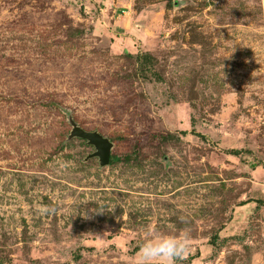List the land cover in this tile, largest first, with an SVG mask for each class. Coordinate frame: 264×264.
Listing matches in <instances>:
<instances>
[{
  "label": "rangeland",
  "instance_id": "obj_1",
  "mask_svg": "<svg viewBox=\"0 0 264 264\" xmlns=\"http://www.w3.org/2000/svg\"><path fill=\"white\" fill-rule=\"evenodd\" d=\"M150 230L264 264V0H0V264H135Z\"/></svg>",
  "mask_w": 264,
  "mask_h": 264
},
{
  "label": "clouds",
  "instance_id": "obj_2",
  "mask_svg": "<svg viewBox=\"0 0 264 264\" xmlns=\"http://www.w3.org/2000/svg\"><path fill=\"white\" fill-rule=\"evenodd\" d=\"M189 250V237L161 235L158 231L150 230L140 247L135 264H176Z\"/></svg>",
  "mask_w": 264,
  "mask_h": 264
},
{
  "label": "water",
  "instance_id": "obj_3",
  "mask_svg": "<svg viewBox=\"0 0 264 264\" xmlns=\"http://www.w3.org/2000/svg\"><path fill=\"white\" fill-rule=\"evenodd\" d=\"M68 120L72 125L68 141L75 137L83 138L87 140L88 144L95 148L94 152L85 158V161H88L91 158H98L101 167L110 165L114 142L98 130L91 131L83 128L71 114H69Z\"/></svg>",
  "mask_w": 264,
  "mask_h": 264
}]
</instances>
